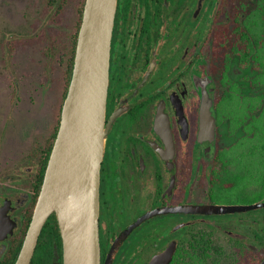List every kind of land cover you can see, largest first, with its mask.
<instances>
[{
    "label": "flooded vegetation",
    "instance_id": "af4514ba",
    "mask_svg": "<svg viewBox=\"0 0 264 264\" xmlns=\"http://www.w3.org/2000/svg\"><path fill=\"white\" fill-rule=\"evenodd\" d=\"M257 34L262 0H117L100 264H210L228 250L264 259V207L220 208L264 203V131L255 126L264 104L257 114L253 103L264 94H244L248 84L264 85V44L237 43ZM62 82L63 108L67 73ZM40 156L0 177V205L9 202L13 221L12 234L0 238V264L19 259L47 168ZM30 264H64L61 233L40 235Z\"/></svg>",
    "mask_w": 264,
    "mask_h": 264
},
{
    "label": "water",
    "instance_id": "95a60500",
    "mask_svg": "<svg viewBox=\"0 0 264 264\" xmlns=\"http://www.w3.org/2000/svg\"><path fill=\"white\" fill-rule=\"evenodd\" d=\"M116 7L117 0L85 2L58 133L16 264H30L42 229L54 213L63 239L64 264H100V171L107 138L106 105ZM8 205V201L0 205V238L12 234ZM261 207L264 203L220 208L222 212H234Z\"/></svg>",
    "mask_w": 264,
    "mask_h": 264
},
{
    "label": "rangeland",
    "instance_id": "374dc122",
    "mask_svg": "<svg viewBox=\"0 0 264 264\" xmlns=\"http://www.w3.org/2000/svg\"><path fill=\"white\" fill-rule=\"evenodd\" d=\"M47 1L0 0V177L13 163L23 162L29 155L40 156L32 154V148L35 144L48 146L59 120L62 75L69 65L62 55L66 53L67 59L65 46L75 36L81 0H70L63 12L62 7L59 10L61 1L55 6ZM244 94L259 97L264 85L255 88L248 84ZM253 103L259 114L264 99ZM255 126L264 131V114ZM258 139L264 137L258 133ZM263 183L261 174L259 192H263Z\"/></svg>",
    "mask_w": 264,
    "mask_h": 264
},
{
    "label": "trees",
    "instance_id": "16d2710c",
    "mask_svg": "<svg viewBox=\"0 0 264 264\" xmlns=\"http://www.w3.org/2000/svg\"><path fill=\"white\" fill-rule=\"evenodd\" d=\"M57 1H61V4L59 6V10L61 9L62 7V12L64 11L66 5L69 3L70 0H48L47 3L49 5H54L56 4ZM85 1L86 0H81V4L80 6L78 7L79 9V19L77 21V24H76V32L74 33L75 36H73L72 38V43L69 44L68 46H65L68 48V51H67V54H68V57L66 59V53H64L62 55V61L65 59L68 60V69H67V86H66V92H65V95H64V98L66 97V94H67V90H68V86H69V83H70V80H71V77H72V71H73V66H74V58H75V53H76V47H77V44H78V35H79V30H80V26H81V23H82V17H83V11H84V5H85ZM263 1V5H264V0ZM238 38V37H237ZM252 38L255 39L254 40V43H257L258 45H262L264 44V35L262 34H257V35H254L253 37H250V36H241V40L238 38V42L237 43H242V44H245V42H248L250 46H252L253 44V41H252ZM70 47H73L71 53H70ZM65 55V57H64ZM61 112H62V105H61V108H60V116H59V120L57 122V127H56V130H55V133L52 137V139L50 140L48 146L47 144L45 145H39V144H35L34 147L32 148L31 150V153L32 154H38V155H43L44 156V169H43V173L45 171V168L47 166V163H48V160H49V157H50V154H51V151L53 149V145H54V142H55V139H56V136H57V133H58V129H59V125H60V119H61ZM41 179H43V177H41ZM45 236H57L60 238V230H59V225H58V220H57V216L56 214H52L47 222H46V225L41 233V239ZM263 259V256L262 255H259L258 259H253L249 262L245 261L244 259H240V258H237V257H233L232 256V253L230 252V250L227 251V257L224 261H219V260H216V261H212V263L210 264H259ZM199 264H204L203 261Z\"/></svg>",
    "mask_w": 264,
    "mask_h": 264
}]
</instances>
